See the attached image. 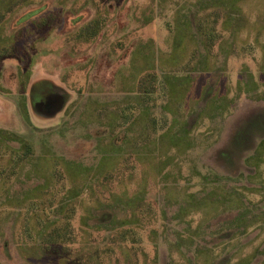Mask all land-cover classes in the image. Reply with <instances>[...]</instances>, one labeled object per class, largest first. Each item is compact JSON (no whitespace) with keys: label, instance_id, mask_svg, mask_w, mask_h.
<instances>
[{"label":"rangeland","instance_id":"rangeland-1","mask_svg":"<svg viewBox=\"0 0 264 264\" xmlns=\"http://www.w3.org/2000/svg\"><path fill=\"white\" fill-rule=\"evenodd\" d=\"M43 3L49 5L43 14L16 26V18L25 17L26 22L29 11ZM46 16L54 19L50 30L39 28L37 19ZM97 17V39H72L82 23ZM214 21L217 28L208 33L214 53L207 56L208 30L200 33L197 22L213 26ZM13 47L17 51L0 61V135L6 132L30 142L34 155L7 184L0 180V264H28L22 258L43 255L26 245L33 244L46 221L35 200L48 204L53 195L64 211L76 205L72 224L79 241L96 240L94 247L75 245L69 264H190L194 253L197 264H218L225 256L230 258L227 264H264V224L255 221L245 235L218 245L229 229L231 212H224L225 207L211 211L206 221L192 216L190 231H197L190 237L187 220H172L184 205H201L200 198L188 194L200 189L202 176L224 171L217 154L237 129H243L246 145L264 135V120L258 126L264 116V0H0V51ZM194 50L201 53L197 63L190 62ZM154 71L157 94L147 102L140 100L139 111L134 110L138 118L129 128L125 124L115 130L114 136L140 131L148 108L156 122L155 138L138 153L131 154V147L122 155L113 143L110 152L102 153L108 148L101 144L98 150L97 137L108 133L109 124L100 127L98 121L111 122L114 114L98 113L96 107L100 111L103 104L136 95L139 81ZM50 89L53 93L40 100L33 93ZM133 103L127 99L123 106L132 108ZM0 146L1 179L15 162L19 142L0 137ZM247 157L249 166L264 177V149L256 155L260 167L253 154ZM163 160L168 166L162 173L143 175L142 169ZM56 169L64 173L62 183ZM257 174L247 179L253 181L251 187H259L252 178ZM111 175L114 180L104 178ZM115 193L119 196H110ZM119 197L127 203L144 197L150 212L130 239L132 244L120 247L110 244L106 232L130 215ZM252 199L257 202L258 197ZM23 200L27 209L17 206ZM249 205L256 220L264 218L255 210L263 209L264 201ZM101 212L110 216L107 223H98ZM179 236L188 238L180 241L181 247L175 245ZM6 244L10 260L2 250Z\"/></svg>","mask_w":264,"mask_h":264},{"label":"trees","instance_id":"trees-1","mask_svg":"<svg viewBox=\"0 0 264 264\" xmlns=\"http://www.w3.org/2000/svg\"><path fill=\"white\" fill-rule=\"evenodd\" d=\"M48 7L49 5L47 3H43L41 5L35 6L34 7L35 9H31L29 11V16H27L26 22H24L25 17L23 18L22 16L15 19L16 26L19 27V26L24 25L25 23L27 24V22L34 19V17L36 18L40 16V14H43L47 10ZM10 11L14 12L16 10L10 9ZM215 16H216V13H215ZM52 18H53L52 16H46V17L40 18V20L37 19L39 23V28L40 29L46 28L50 30L51 29L50 25L52 24V21L54 20ZM100 23H101V19L99 17L93 18L90 21H86L85 25H83L84 23H82L80 25L81 28L77 29L74 33H72V37H73L72 39H78L79 41H81V43H86V42L88 43V42H91L97 39L100 36L99 34L101 32ZM78 28H79V25H78ZM216 28L217 27L215 26V21H214L213 26H210V25L202 26L200 23L197 22V30L200 33L201 32L203 33L207 29L208 30L207 34H208L209 32H214ZM208 35H206V39H207L206 44L208 46L205 44L204 49L206 51L207 56H211L214 53L213 45H215V42L213 41L211 34H208ZM201 38L203 40L204 36H201ZM12 51H17V50L14 47H13V50H8V49L1 50L0 51V61L3 60L5 57L9 56L10 52ZM194 51L195 52L190 62L197 63L199 62L201 58L200 57L201 53L200 55H198L199 51L198 50H194ZM124 52L125 53H123L122 55L123 58L126 57L127 50H125ZM157 80H158V77L155 71L153 73H147L139 81L137 85V90L139 93H137L136 95L132 94V97L131 96L128 97L127 95L126 99L122 103L117 102L115 104L111 102V103L103 104L102 107L100 108V111L98 110V107H96V110L98 111V113H101L104 111H106L107 113H110L109 111L112 110L111 113L114 114L113 117H111L112 118L111 122H107L109 121L108 119L105 124L98 121V123L100 124V125L98 124V126L100 127L101 125L104 126L106 124H109L108 128L105 127L108 130L107 131L108 133L102 134L97 137V140L99 141V144H100L98 147V150L101 148V144H102L105 148H108V149L107 150L103 149L100 151L102 153L106 152L105 154H107L108 152L111 151L109 147L113 143L114 145L117 144V146H119V147H115L114 151L119 152L120 150V153L123 152L122 155L130 153L129 151L131 150L130 149L131 147L134 148L131 151V154H133L132 152L138 153L139 151L144 149L149 139L155 138L156 122L154 118L152 117V114L148 108H146V114L148 118L145 122V125L142 126V129L139 128L140 131L136 132L135 134L133 131L134 137H132L133 135H128L129 134L128 133L123 138L122 135L124 134V131H122V133L118 134L115 137L114 131L120 128H124L125 124H129L128 125V128H129V126L135 122V119H137L138 117L136 116L137 118H135L134 110L137 111L138 103H140L141 101L147 102L151 99L153 95L157 94L156 93L158 90ZM127 99L128 100L133 99V102H134L133 105L134 104L136 105L134 106L132 105V108L129 106H123V104L126 102ZM135 101H138V102L135 103ZM107 116L108 115H106V117ZM130 117H132L133 119L135 118V119L132 121ZM261 120H264V116L262 114L258 120L259 122L258 126H260ZM242 130L243 129H240V128L237 129L236 130L237 132H235V135L231 137L229 143H227L217 154V161L220 163L224 171L222 173L214 174L212 178L208 174L202 176L200 178L201 184H202L200 186V189L198 191L191 192L188 194V197L190 199L200 198L201 205L193 203V205L196 204V206H198L197 209L188 208V207L186 208L184 205V207H182L183 209H179V211H177L172 218L174 222H180V221L184 222V220H187V223H188L187 228H188L189 237L192 236L193 232L197 231V229L196 231H193V232L190 231L191 230L190 226L192 224L194 216L199 215L200 222L206 221L208 220L207 217L210 216L209 214L211 211L216 212L219 209L222 210L223 207H225L224 212H231V214H227L228 216L227 218H230L229 220L230 223L228 222L229 229L225 231L224 233H222L223 235L220 234L221 236H220V240H218V245L223 242H226V243L230 242V240H232L234 236L238 235L239 233L241 235H245L246 234L245 232L249 228L253 227V224L255 221L256 223H260L261 225L264 224V218L259 217L256 220L255 217H253V212H252L254 208L252 207L253 208L252 209L249 207L250 203H252L253 205L259 206L264 201V192H263L264 177L263 175H261L258 168L253 169L252 167L249 166L250 157H247V155L251 153L253 154V157L256 158V155L258 154V152L263 151L264 149V137L263 136L264 135L261 133V136H259L261 138L255 137L250 143L246 145L244 143V135L241 133ZM259 134L256 133V135H259ZM0 137H7L8 139L17 140L19 142V148H17L13 153L15 162H13L12 166L10 165L7 168V170L10 169L8 173H7V170H4L6 173H3L2 174L3 176L0 179V180L4 179L5 183L7 184L8 181L11 180V178L14 175L16 174L18 175V172H20L21 168L25 165V163L30 158H32V156L34 155V147L32 146L30 142L25 141L22 138L16 139L15 135L13 134L11 135L10 133H6V132L2 133ZM103 142H106V143L103 144ZM2 148L3 146H0V149ZM161 160L162 159H160V161ZM159 163L160 162L154 163V165L150 167V170L142 169L143 175L145 173L152 174V171L155 176L159 173H162L164 169L168 166V163L166 164L164 160L161 162L162 164H159ZM260 163H261V160H258L256 167L259 166ZM246 172L248 174H246ZM255 172H258L257 177H252V178L253 179L255 178L256 180H258L257 184L259 185V187L257 188L251 187L253 181L250 182L249 181L250 179L247 180L249 175L252 176V173H255ZM55 174H56L55 176L58 178V181L62 183V180H64V173H62L60 169H56ZM194 175L201 176L200 173H197ZM104 178H107L106 180H109V181L112 179L114 180L113 177L108 178V176H104ZM244 179H245V182H248V183H244ZM69 191L70 190L67 191V196L71 197L72 193L71 191L70 192ZM48 194L50 195L51 193H48ZM123 195L126 196V194H123ZM53 196L49 198L48 204L47 202H44L42 205H40V201L38 199L35 200V203H37L36 209L39 210L40 212H43V214H45L46 221H44L43 224H41V226L39 227V229L35 232L34 240L32 242L33 244L30 243V245H26V246H32L31 251H36V252L40 251L42 252L43 255L39 257H35V256L30 257L27 255V258H22V256L20 255V257L24 259L25 262L28 264H61V263L69 264L70 256H74L72 254H75L78 249L75 245L79 244V246H83L84 244H86L87 247L96 246L94 245L95 244L94 242L96 241L95 239L92 242H82V241L80 242L79 241V233L72 224V220L74 219V216H75L76 205L75 204L69 205L67 211H64V207H59V204L57 205L55 203V198L52 199ZM110 196H113L114 198L115 196L118 197L119 195H116L115 193L114 195H110ZM253 196L258 197L257 202H253V199H252ZM72 198H75V196L72 195ZM119 198H120L119 201H121L120 203L125 204V206L127 207L126 209L130 211V215L128 214V219H122V222H119L115 226L111 224L112 227L108 228L106 232H109L107 236L109 237L110 235L109 237L110 244L118 245L120 247L122 243L124 244L127 242H131L130 239L134 236L135 234L134 232L136 231V229L141 226V223H144L147 220V217L145 216V214L149 216L150 212L148 210L149 203L145 201L144 197L140 198L141 200L139 199L140 202L132 201V203H127V202L122 201L121 199L122 197H119ZM203 200H206V203L204 206H203L204 204ZM25 201L26 200H23L17 206L20 209H24V208L27 209V207L24 204H22ZM113 201L116 202L115 199H113ZM208 201H210V203H208ZM33 202L34 201H31L30 204ZM191 204H192V201H191ZM215 205H216V208L212 207ZM243 205H245V207ZM255 210L262 211L264 213V208L255 209ZM141 215L142 217H140ZM188 216H191L190 219H188ZM109 218L110 216L108 214L101 212L100 220L98 221V223L99 222L107 223L109 221ZM214 218H216V215L211 217L210 220L211 219L214 220ZM100 227H98L97 229L99 230ZM187 239L188 238L184 239L182 236L181 237L179 236L178 239L175 240V245L177 247H181L180 241L183 240L184 242H186ZM193 239L194 238H192V240ZM6 248H7V244L5 247L3 246L2 248L4 253L7 252ZM197 249L198 247L196 248V250ZM179 253L180 251L176 252V254L178 255ZM8 254L9 253L7 252L5 256L6 258H9L10 260L12 256ZM225 257L226 258L221 259L218 264H227L230 258L229 256H225ZM182 259L183 258L181 257V260ZM180 264H183V263H180ZM190 264H197V256H195V253H194V256L192 257V262Z\"/></svg>","mask_w":264,"mask_h":264},{"label":"flooded vegetation","instance_id":"flooded-vegetation-1","mask_svg":"<svg viewBox=\"0 0 264 264\" xmlns=\"http://www.w3.org/2000/svg\"><path fill=\"white\" fill-rule=\"evenodd\" d=\"M48 88H49V86H48ZM47 88V89H48ZM34 93V95L35 94H39L40 95V97H37L36 99L37 100H40V99H42V98H44V97H47L48 98V96H49V94L50 93H53L52 91H51V89L50 90H45V91H42V90H38V92H33ZM49 93V94H48ZM51 95H55V94H51Z\"/></svg>","mask_w":264,"mask_h":264},{"label":"water","instance_id":"water-1","mask_svg":"<svg viewBox=\"0 0 264 264\" xmlns=\"http://www.w3.org/2000/svg\"><path fill=\"white\" fill-rule=\"evenodd\" d=\"M56 102H57V101L55 100L54 104H52V105L50 106V110L55 109V106L57 105Z\"/></svg>","mask_w":264,"mask_h":264}]
</instances>
